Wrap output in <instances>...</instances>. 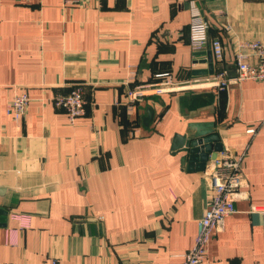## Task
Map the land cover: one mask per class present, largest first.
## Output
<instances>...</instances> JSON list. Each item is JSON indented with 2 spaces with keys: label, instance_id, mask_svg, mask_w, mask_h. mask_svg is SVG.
<instances>
[{
  "label": "crops",
  "instance_id": "0c3cea01",
  "mask_svg": "<svg viewBox=\"0 0 264 264\" xmlns=\"http://www.w3.org/2000/svg\"><path fill=\"white\" fill-rule=\"evenodd\" d=\"M193 6L222 61L191 48ZM255 39L264 0H0V264H181L210 193L172 149L193 123L246 149L236 212L201 264H264V129L246 133L264 117V83L204 84L234 78L238 44ZM75 84L88 103L71 122L53 97ZM158 86L128 105L129 89ZM17 90L30 97L19 122Z\"/></svg>",
  "mask_w": 264,
  "mask_h": 264
},
{
  "label": "built area",
  "instance_id": "2783aa9c",
  "mask_svg": "<svg viewBox=\"0 0 264 264\" xmlns=\"http://www.w3.org/2000/svg\"><path fill=\"white\" fill-rule=\"evenodd\" d=\"M209 22L197 6L191 9L190 38L189 43L194 51L209 45L213 58L222 61L224 58V45L219 37H209ZM255 57L256 61H251ZM236 76L228 78L226 71L221 70L205 78L204 84L225 88L232 82L244 80H256L264 83V42L258 39L242 41L235 51ZM160 76V75H158ZM165 83H170L169 76ZM166 87L158 86L152 90H144L141 87L131 88L127 91V103L132 105L141 97L149 93H162ZM30 97L24 90H17L8 103L7 112L17 122L21 121L27 112ZM54 106L62 109L67 114L69 121L86 114L87 97L82 84L75 86L67 93H58L53 97ZM259 128L264 129V117L259 125L249 127L246 133L251 138ZM246 149L237 152L232 146L222 143V148L217 155L209 157L203 174L209 185V202L204 214L197 222V235L192 246L183 253L181 264H201L204 261L208 243L214 230L230 214L236 212L235 202L241 197V188L245 184L243 174V162ZM255 211L256 206L252 205ZM51 264H56L53 260ZM250 264H260L255 260Z\"/></svg>",
  "mask_w": 264,
  "mask_h": 264
},
{
  "label": "water",
  "instance_id": "95a60500",
  "mask_svg": "<svg viewBox=\"0 0 264 264\" xmlns=\"http://www.w3.org/2000/svg\"><path fill=\"white\" fill-rule=\"evenodd\" d=\"M211 54V53H210ZM204 125L211 124L193 123L184 134L176 133L173 137L172 149H180L185 154L182 162L187 161L197 169L204 170L209 157H215L217 151L222 148V143L218 141V136L213 128H205ZM215 142V143H214ZM215 151V152H213ZM4 214L5 216H1ZM7 219L6 210L0 208V225H5Z\"/></svg>",
  "mask_w": 264,
  "mask_h": 264
},
{
  "label": "bare ground",
  "instance_id": "6f19581e",
  "mask_svg": "<svg viewBox=\"0 0 264 264\" xmlns=\"http://www.w3.org/2000/svg\"><path fill=\"white\" fill-rule=\"evenodd\" d=\"M188 86V85H187ZM184 87V86H183ZM192 87V86H191ZM174 88V87H173Z\"/></svg>",
  "mask_w": 264,
  "mask_h": 264
}]
</instances>
